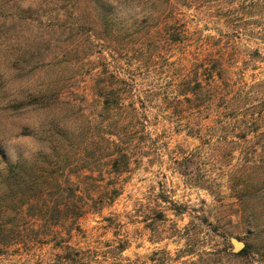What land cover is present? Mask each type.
<instances>
[{
	"label": "rangeland",
	"instance_id": "374dc122",
	"mask_svg": "<svg viewBox=\"0 0 264 264\" xmlns=\"http://www.w3.org/2000/svg\"><path fill=\"white\" fill-rule=\"evenodd\" d=\"M152 1L126 0L128 12L123 16L102 18L97 0H40L34 11L20 10L17 0H0V31L22 23L39 31L38 39L22 55L21 67L42 69L47 83L60 74L66 84L54 103L70 109L85 124L84 137L75 138L79 146L59 150L58 157L65 165L59 170L69 171L67 175L79 170L76 163L85 154V145L92 149L101 140L98 125L104 123L99 116L103 107L100 90L121 86L122 103L127 107L133 104L139 112L137 116L130 109L131 114L120 121V125L130 122L136 126L122 143L133 136L137 146L129 173L120 177L124 184L121 197L103 213L115 219L117 229H110L100 214H89L78 225H66V229L38 232L26 226L20 236L15 230L8 239L3 238L1 231H11L21 219L13 208L16 199L12 201L10 194L7 197L0 192L4 196L0 200V264H97L93 259L100 264H264V192L251 200L256 221L250 233L246 217L234 215L239 206H235L237 198L225 188L227 173H241L248 161L260 172L264 167V3L260 8L245 10L243 0H190L187 7L179 0L180 4L171 1L166 12L160 3ZM245 3L252 4L250 0ZM174 27L182 31L180 43L170 41L169 31ZM210 55H224L229 67L225 74L230 78L229 90L243 95L239 110L221 114L195 110L189 114L186 109L181 124L176 125L169 108L180 106L181 112L185 110L177 100V69L185 73L192 69V63L205 61ZM25 103L40 104L34 97ZM118 117L122 115L118 113ZM189 120L195 126L194 132H201L200 138L198 134H187ZM221 127L223 130L216 132L215 128ZM53 129L61 130L53 125L47 132L48 142ZM223 131L228 132V141H234L226 151L219 146ZM185 154L202 157L196 170L217 186L224 185L222 194L213 198L186 187L174 172L175 161ZM105 155L104 151L96 163H104ZM18 160L24 159L13 161L0 146V169ZM65 178L63 173L61 180L66 182ZM245 183L241 182L240 189ZM85 184L84 178L82 188ZM169 191H174L177 201L188 202L190 211L181 218L168 213L172 223L166 229H175L176 224L181 234L160 240L147 227L152 221L149 212L157 206V197ZM139 199L147 212L143 220L132 210ZM201 210L212 221L213 216L226 215L221 225L225 227L229 251L238 254L233 250L234 238L245 243L248 255L228 254L220 235L201 224ZM113 246L126 250L111 253Z\"/></svg>",
	"mask_w": 264,
	"mask_h": 264
},
{
	"label": "trees",
	"instance_id": "16d2710c",
	"mask_svg": "<svg viewBox=\"0 0 264 264\" xmlns=\"http://www.w3.org/2000/svg\"><path fill=\"white\" fill-rule=\"evenodd\" d=\"M147 1L150 3L152 0ZM171 1L180 4L179 0H153L152 2L160 3L164 7V10L168 12V5ZM182 1L185 2L182 3L184 4L183 6H189L187 2L190 0ZM247 1H242V9L251 10L253 8H260L261 4L264 3V0H250L252 4L249 3V5L245 3ZM97 4L98 8H100V17L102 18H108L110 16L119 17L123 16L124 12H128L126 0H97ZM240 15L241 17H247L244 16V13H240ZM250 17L255 19L258 18L257 16ZM241 22H243V20H241ZM111 26L114 25L111 24ZM169 33L171 36L170 41L174 43L182 42L181 30L174 27ZM191 68L192 69H188L185 73L177 69L179 72L176 76L178 78V84L176 86L178 95L177 100H180L179 104H181V106H185V110L181 112L180 110H183V108L180 106H172L169 108L173 111L171 116L176 120V125H179V123L181 124L180 120L184 117V114L187 113L186 109H188L189 114H193L195 110L201 111V113L207 112V110H216L219 114L228 110H239V105L243 101V95L242 93L229 90L230 85L228 84L230 78L225 76L227 68L229 67L224 59V55H222L221 58L210 55L205 61L199 63L196 61L192 63ZM65 84V79L57 73L56 77L54 76L45 85L48 92L34 97L35 101L40 104L54 103V101L58 100L56 98L58 94L65 88ZM121 88V86L107 87L106 90L99 91L100 95L97 93L100 99H102L103 106L99 116L101 118L100 122L104 124L102 126L98 125L101 140L95 142L92 149H90L91 147H88V145H85V154L79 157L76 163L79 170L76 169V171L70 175H67L69 171L65 172L63 169L59 170L63 164V159L60 161V157H58L59 150L62 149L63 146L72 148L73 146L75 147V145H79L74 143L76 137L68 135L63 130L58 131V129H56L57 131L53 129L55 132H52L50 135L49 144L51 145V151L49 153L42 154L31 162L18 160L15 163H6L4 171L0 173V192L7 197V194H10L12 201L13 198L16 199L13 208H15L17 212L16 215L21 221L14 227L12 226V229H10L11 231L7 229L4 231L3 229V231H1L3 238L7 237L8 239L10 233L15 230L20 236L24 232L26 226H30L32 229L37 228L35 230H38V232L41 230L51 232L55 227L66 229V225H78L81 218L89 214H100L102 220L110 229H117L118 225L115 219H113V217H104L103 213L109 208H112L121 197L124 184L121 183L120 177L129 173L135 158L134 149H136L137 146L133 136H130L125 144L122 143L124 136L130 135L131 131L136 126L135 124L130 125V122L125 123V125H120V121L121 119L124 120L123 116L131 114L129 113L130 109L138 113L137 116L139 115V112H137L138 109H134L133 104L127 107L122 103V94H120ZM231 95L233 96L230 97ZM118 113L121 114L122 117H118ZM132 117L135 116L132 114ZM118 123L119 125H117ZM223 124L224 123H222V125ZM186 127L189 130L187 133L188 135L194 136L198 134V138H200L201 132H194L195 126L191 124L190 120ZM222 128L223 127L215 128V130L219 132L223 130ZM222 133H224V135H221L223 139H220L219 142L221 143H219V146L223 148L222 150L226 151L229 146L234 145V141H228L226 136L228 132L223 131ZM80 136L84 137V134ZM104 151L106 152L104 163L103 160H99L97 164V160L101 159L99 157ZM50 157H52V159L47 161ZM42 158L44 160H42ZM202 160V157H198L194 154H185L175 161L174 164L176 165V169L174 172L182 178L183 183L188 189L206 192L209 196L214 198L215 195L222 194L224 185L220 187L217 186L216 183H213V179L208 180L206 175H202L196 170L197 166H200ZM43 162L47 163V167ZM64 166L63 164V167ZM258 169L259 168L250 160L245 164L244 170L241 171V173L235 171L231 173V175L228 173L226 175L229 179L225 183V188L231 190L233 195L237 198L238 204L235 206L239 205L234 215L241 213L246 217L245 224L248 225V231L250 233L254 231L253 226L256 221L253 215L254 204H252L251 200H254L255 196L264 192V167L261 172ZM59 172H61L60 177L58 176ZM63 173L65 174L66 182L61 180ZM105 174L109 176L107 179H105L107 176H105ZM74 175L77 179L74 178ZM84 178L87 179V184L82 188ZM241 182H244L246 185L244 189H240ZM3 185L6 187V191L3 189ZM257 185L258 187H256ZM173 193L174 191H169V194H171L169 195L168 193L162 192L156 199L157 206L152 207L149 212L152 216L150 217L152 221L147 227L149 226L153 234L158 236L160 240L173 239L180 237L181 234L176 224H174L176 226L175 229H171L170 226V230L166 229L168 225L172 223L170 219H168V213H172L176 217L181 218L189 214L190 211H188V209H190L188 202L183 203L177 201L174 199L175 195H173ZM2 194L0 200L4 198ZM203 203H205V201ZM2 208L0 204V210ZM145 208L146 207H144V204L139 199L134 203L132 210L140 220H143L145 219V215H143L144 212H146ZM229 211H231V209ZM201 212L203 213V216L199 218L201 224L208 226L210 232L220 235L223 240L225 251L228 254L236 257H245L248 255L247 246L238 254H233L229 251L230 247L224 229L225 227L222 228L223 224L221 225L223 220L226 219V215L213 216L215 221H212V217L210 218L209 215H206L204 210H201ZM24 221L28 223H24ZM186 238L188 240L189 235ZM118 249L122 252L126 250L125 247L119 246V248H117V246H113L110 252L112 253L113 250L117 252ZM90 257L94 258L93 256ZM93 260L95 263L100 264L98 259Z\"/></svg>",
	"mask_w": 264,
	"mask_h": 264
},
{
	"label": "clouds",
	"instance_id": "9594fccd",
	"mask_svg": "<svg viewBox=\"0 0 264 264\" xmlns=\"http://www.w3.org/2000/svg\"><path fill=\"white\" fill-rule=\"evenodd\" d=\"M39 2L17 0V5L22 11H34ZM132 5L136 7V3ZM38 36L37 28L23 23L0 31V146L13 161L23 158L31 162L49 153L47 132L53 125L72 137L80 136L85 128L84 122L60 103H25L29 97L48 92L42 69L21 67L22 55ZM13 104L21 106L14 108Z\"/></svg>",
	"mask_w": 264,
	"mask_h": 264
},
{
	"label": "water",
	"instance_id": "95a60500",
	"mask_svg": "<svg viewBox=\"0 0 264 264\" xmlns=\"http://www.w3.org/2000/svg\"><path fill=\"white\" fill-rule=\"evenodd\" d=\"M231 241H232V244L234 246L233 250L235 253H239L241 250H243L245 248V243H243L237 239H234V238H232Z\"/></svg>",
	"mask_w": 264,
	"mask_h": 264
}]
</instances>
